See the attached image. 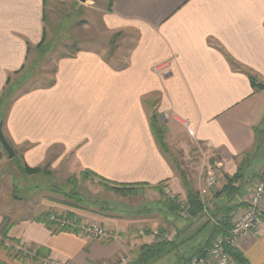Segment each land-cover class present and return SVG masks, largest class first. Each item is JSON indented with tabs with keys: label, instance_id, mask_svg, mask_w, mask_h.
Wrapping results in <instances>:
<instances>
[{
	"label": "crops",
	"instance_id": "1",
	"mask_svg": "<svg viewBox=\"0 0 264 264\" xmlns=\"http://www.w3.org/2000/svg\"><path fill=\"white\" fill-rule=\"evenodd\" d=\"M52 1L0 0V99L33 52L41 55ZM100 14L104 32L119 46L115 53L75 48L57 61L50 85L10 95L0 105L3 134L22 167L49 165L63 172L64 180L89 170L116 184L148 189L165 182V189L186 200L180 172L152 135L155 102L173 145L211 148L219 188L225 177L240 174L238 192L230 198L226 192L209 194L215 222L203 217L190 228L182 215L166 209L115 219L91 212L86 204L74 207L52 199L42 203L37 215L12 220L8 235L9 248L41 249L40 259L16 258L0 246V263L120 264L153 243L152 230L162 227L183 233L175 264H184L207 247L216 218L232 209L233 220L247 207L264 174V90L250 81L253 77L264 85V0H112ZM120 46H131L127 55ZM1 158L0 153V165ZM184 172L188 183L202 191V183ZM46 212H72L82 222H97L113 240L53 232L37 220ZM5 217L0 209V227ZM142 229L146 235L138 234ZM237 249L249 264H264V223Z\"/></svg>",
	"mask_w": 264,
	"mask_h": 264
},
{
	"label": "rangeland",
	"instance_id": "2",
	"mask_svg": "<svg viewBox=\"0 0 264 264\" xmlns=\"http://www.w3.org/2000/svg\"><path fill=\"white\" fill-rule=\"evenodd\" d=\"M109 2L110 0H95L86 4H81L77 0H54L50 2L46 21L47 37L41 55L33 52L25 69L12 77L11 95L15 96L33 88L50 85L57 61L62 57L73 54L75 48L93 46L97 49H105L109 56L115 53L119 46L112 43V38L104 32L101 25L100 9L107 10L110 7ZM130 47L122 46V52L120 51V53L127 55ZM168 139L174 161L180 164L184 171L190 174L196 182L202 183L204 187L209 169L215 166L211 162L217 160L215 152L205 145L191 142L187 143L186 148L180 147L179 145H173V140L170 137ZM0 153L2 156L0 165V209L8 215L11 221L29 219L37 215L40 208L43 207L42 203H48L52 199L68 204L73 203L53 190H60L61 193H70L77 190L87 199L88 205L97 202L102 206L106 202L109 209L125 217L129 214L133 216V213L138 211L139 205L148 204L149 207H156L155 203L160 200L159 194L148 188L135 197L127 198L106 191L97 181L69 183L68 180L71 176L64 180L63 172L53 171L49 165L42 168L45 174L27 175L21 170L23 164L20 161L19 153L15 151V158L10 159L1 143ZM73 176L79 177L80 175ZM220 190L221 188L212 194L218 193ZM176 196L180 200H185L180 195ZM204 198L205 203L208 204L210 196L206 195ZM109 213L111 214V211ZM64 214L66 213L63 212L62 215ZM154 215L158 217L157 213ZM185 224H188V222H185ZM205 236L206 234L203 233L201 237ZM13 253V255H16L19 252L14 249ZM172 257H164L156 264H175V258L177 257L175 255ZM128 262L130 261L123 264H128Z\"/></svg>",
	"mask_w": 264,
	"mask_h": 264
},
{
	"label": "trees",
	"instance_id": "3",
	"mask_svg": "<svg viewBox=\"0 0 264 264\" xmlns=\"http://www.w3.org/2000/svg\"><path fill=\"white\" fill-rule=\"evenodd\" d=\"M110 6L112 3V0H110ZM46 39V37H45ZM44 46H40V50L43 49ZM25 67H23L22 70H24ZM251 84L253 86V88H255L256 90H264V85L259 83L257 81V79L251 77ZM12 80H9V82H7V88L5 89L4 93H3V97L0 99V105L3 104L4 101H6V99L11 95L12 90H10V87H12L11 85H13ZM157 109V103L153 102L151 104V116H150V128L152 131V135H154V137L156 138L159 146L161 148V150L163 151V153L169 157V159H173V154L170 151V147H168V143L166 141L167 139V133L169 132V129L166 125V123L164 122V119L162 117V115L158 112ZM16 154V153H15ZM16 156V155H15ZM174 165L176 166L177 170L180 172L181 178L183 180L182 183H184L185 186V190H186V202L188 204V212L190 215L189 219H185L186 222H188L189 226L188 228H190L192 225H194V221L196 220H200L203 219V217H207L209 224L212 222V219L215 218V216L217 214H215V212H212V210L208 207L209 205L207 203L204 202V200L202 199V196L199 195L200 192L196 191L190 183H188V178L186 176V173L183 171L184 169L182 168V166L180 164H177L174 159H173ZM211 164L214 165V161L211 162ZM22 172L27 174V175H35V174H41L43 172V169H29V168H21ZM226 178V184L224 186V188L219 191L218 193H214V195H219L220 193H224L226 192L227 196L230 198L234 195L237 194L238 189H237V183L240 178L241 175L237 174L234 178ZM97 181V183H99V185L101 187H103L106 191L108 192H112L114 194H117L119 196L122 197H135L137 196L141 191H143L144 189H146V186H134V185H120V184H116L114 182L99 178L96 174H94L92 171L86 170L84 172H82L80 174L79 177H71L68 182L72 183V182H76L75 184H77L78 181H80V183H86L88 181ZM165 188H166V184L165 182L160 183L158 186L151 188L152 190L156 191L159 196H160V200L159 202L155 203L156 207H149L148 204L146 205H139V208L137 209L138 211L133 213L134 217H138V216H142V215H146V214H150L153 211H163L166 209L167 212L174 214L176 217L179 218V216H181V209L179 208L181 205L179 203H177V200H173L170 197L166 196L165 193ZM83 194H81L80 192H78L77 190L75 192H70V193H61V196H63L66 200L69 199V201L73 202L74 207H81L83 205H88L87 204V199L82 196ZM159 206V207H157ZM204 206H206L209 210V215L210 217H208V215H206L204 213ZM91 212L93 213H97L101 216H105V217H110V218H122L125 216H121V214H118L116 212H113L111 209H109V205L108 203L104 202V204L101 206L99 205V203L97 202H92L91 204H89L87 206ZM157 208V209H155ZM111 211V214L109 213ZM232 213L233 210L229 209L228 211L225 212V214H223L222 217H219L218 219L216 218V220H218L217 224H214L212 227V233H211V238L210 240L206 243V246L208 248L211 247V243L214 239V237L216 235H227L228 230L231 229L232 227ZM131 214L127 215V217H133ZM53 217L57 218V219H62L64 217H67L68 219L74 220L76 223H80L82 222L77 216L74 215V213L72 212H67L66 214L62 215V214H57V213H52V212H46L41 214L37 220L40 222H43L46 224L47 227H49L50 229H53V232H61V230H59L58 227V223L53 220ZM187 224V225H188ZM13 226L12 221L8 218L5 217L3 220V223L0 227V246L5 248V250H7L9 253L14 254L13 250L16 248H9L7 246V242L10 240L9 238V231L11 229V227ZM65 230H69V229H65ZM64 231V230H62ZM148 233L149 230L147 229ZM160 233H165L167 232V230L165 228H160L159 229ZM184 232V231H183ZM177 236L175 235V240L172 242H165L159 238H155V241L151 244H145L140 246L138 252L136 253V255L131 258L132 260H130V262H128V264H156L157 262H159L160 260H162L164 257H167L171 254H174L176 256H179L180 253V248H181V243L179 242L181 239V235L183 233H178L176 232ZM146 235V234H145ZM112 237H114L112 235ZM113 240V238H111L110 240H105V243H110ZM15 244L18 245L19 243L17 241ZM207 247H204L203 249L198 250L196 253H194V255L192 256H201L205 253V251L208 249ZM19 253H16L15 257H21L22 259H31V260H39L41 257V249H35V248H31L30 252L33 253L35 252V256L31 257L30 254H25L23 251H18ZM229 255H231L232 259L234 262H236L237 264H249L247 262V260L245 259L244 255L241 254V252L237 249V248H229L228 250ZM191 257H189L188 259L185 260V263L189 262L191 259ZM184 263V264H185ZM0 264H4L3 262H1Z\"/></svg>",
	"mask_w": 264,
	"mask_h": 264
},
{
	"label": "built area",
	"instance_id": "4",
	"mask_svg": "<svg viewBox=\"0 0 264 264\" xmlns=\"http://www.w3.org/2000/svg\"><path fill=\"white\" fill-rule=\"evenodd\" d=\"M188 127V126H187ZM193 131L188 130L187 133L189 135L193 136ZM217 166L209 169L208 172V178L207 181H205V186L202 188V191L200 190V194L202 198L204 196L212 194L217 189H220V180L221 177L219 175L218 170L216 169ZM258 183L254 190L251 192L252 195L250 197V200L248 201L247 207L238 215L234 217L232 220V227L228 230L227 235H216L212 241V245L210 248H208L205 253L201 256H195L193 257L189 262L185 264H231L233 259L231 255H229V248H237L241 243H244L247 241L248 237L251 235V233L257 228L261 227L264 223V213L262 210V207L264 205V174L261 175V177L258 179ZM166 196L170 197L173 200H177V203H179L181 206L179 207L181 209V215L184 218H190L189 215V206L186 202V200H180L176 194L172 193L169 188L165 189ZM205 202V201H204ZM204 213L209 215V210L206 206H204ZM53 220H55L58 223V229L59 230H65L69 229L71 231L76 232L77 234L88 237L93 240L98 241H105L110 240L112 237L111 232L106 227L102 226L99 223L95 222H80L76 223L74 220L68 219L67 217H64L62 219H57L53 217ZM212 222L214 223V219H212ZM145 229L140 230L138 233L139 235L143 236L145 235ZM154 237H157L163 241L172 242L175 240V234L165 232L160 233L158 229L152 230L151 233ZM18 251H23L25 254H30L31 257L35 256V252L31 253L30 249H22V248H16ZM126 261L122 259L120 261V264L125 263ZM44 264H61L59 262H51V261H45ZM119 264V263H114Z\"/></svg>",
	"mask_w": 264,
	"mask_h": 264
},
{
	"label": "water",
	"instance_id": "5",
	"mask_svg": "<svg viewBox=\"0 0 264 264\" xmlns=\"http://www.w3.org/2000/svg\"><path fill=\"white\" fill-rule=\"evenodd\" d=\"M81 4H86V3H89L91 1H95V0H78ZM0 143L3 147V149L5 150V152L7 153L8 157L10 159H13L15 158V151L14 149L10 146V144L7 142L4 134H3V131H2V125H0Z\"/></svg>",
	"mask_w": 264,
	"mask_h": 264
}]
</instances>
